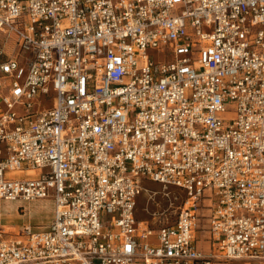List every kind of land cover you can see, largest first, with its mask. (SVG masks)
<instances>
[{
    "label": "built area",
    "instance_id": "obj_1",
    "mask_svg": "<svg viewBox=\"0 0 264 264\" xmlns=\"http://www.w3.org/2000/svg\"><path fill=\"white\" fill-rule=\"evenodd\" d=\"M43 200L0 264H264V0H0V203Z\"/></svg>",
    "mask_w": 264,
    "mask_h": 264
},
{
    "label": "rangeland",
    "instance_id": "obj_2",
    "mask_svg": "<svg viewBox=\"0 0 264 264\" xmlns=\"http://www.w3.org/2000/svg\"><path fill=\"white\" fill-rule=\"evenodd\" d=\"M224 120L233 116V107H229ZM17 175H21L17 174ZM144 190L137 197L135 217L138 221H147L153 225L154 220L164 225L173 224L179 208L185 201L184 193L175 187H163L157 183L145 181ZM205 208L201 211L200 224L206 223L207 206L209 200H204ZM53 203L50 200L35 202H1L0 203V228L8 232H16L22 227L37 228L47 225L52 220ZM155 218V219H154ZM208 251L219 254L215 248ZM215 264H227L216 262ZM258 264V263H250Z\"/></svg>",
    "mask_w": 264,
    "mask_h": 264
},
{
    "label": "crops",
    "instance_id": "obj_3",
    "mask_svg": "<svg viewBox=\"0 0 264 264\" xmlns=\"http://www.w3.org/2000/svg\"><path fill=\"white\" fill-rule=\"evenodd\" d=\"M208 230L209 228L207 225V220L206 223L203 225L202 223L200 224L199 221L195 235H196L197 250L202 256H208L209 254H212V252L208 251L209 246H211L210 235ZM215 263L216 262H213L211 264H215Z\"/></svg>",
    "mask_w": 264,
    "mask_h": 264
},
{
    "label": "bare ground",
    "instance_id": "obj_4",
    "mask_svg": "<svg viewBox=\"0 0 264 264\" xmlns=\"http://www.w3.org/2000/svg\"><path fill=\"white\" fill-rule=\"evenodd\" d=\"M15 175H17V174H20V173H14Z\"/></svg>",
    "mask_w": 264,
    "mask_h": 264
}]
</instances>
